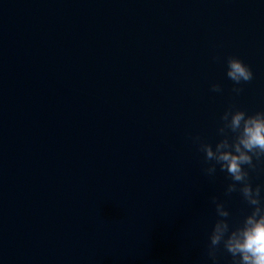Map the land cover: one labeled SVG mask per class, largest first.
<instances>
[{
  "label": "clouds",
  "instance_id": "clouds-1",
  "mask_svg": "<svg viewBox=\"0 0 264 264\" xmlns=\"http://www.w3.org/2000/svg\"><path fill=\"white\" fill-rule=\"evenodd\" d=\"M226 75L234 84L231 91L235 95L243 92L242 83L254 78L251 68L237 57H228ZM210 90L223 91L219 83L211 84ZM217 136L219 139L214 146L200 136L192 137L193 143L204 153L202 171L214 178L218 166L219 171L230 178L224 196L238 193L248 210L243 220L234 225L225 201L211 197L217 219L209 234L206 254L213 264H217L222 253L231 256V264H264V185L253 186L250 176L258 164L264 162V110L248 114L229 106L220 116Z\"/></svg>",
  "mask_w": 264,
  "mask_h": 264
}]
</instances>
